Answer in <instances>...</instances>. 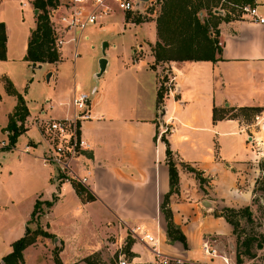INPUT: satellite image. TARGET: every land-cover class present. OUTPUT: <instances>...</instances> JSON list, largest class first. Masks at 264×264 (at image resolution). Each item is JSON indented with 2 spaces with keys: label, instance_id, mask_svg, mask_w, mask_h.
Listing matches in <instances>:
<instances>
[{
  "label": "crops",
  "instance_id": "obj_1",
  "mask_svg": "<svg viewBox=\"0 0 264 264\" xmlns=\"http://www.w3.org/2000/svg\"><path fill=\"white\" fill-rule=\"evenodd\" d=\"M23 6H27V3H23ZM251 6L257 7L259 14L264 17V0H254ZM115 13L117 14L118 11ZM112 17L108 20L110 21ZM122 25L124 30L128 25L134 26V41L124 52L116 51L117 42H108L105 54L99 56V60L106 57V67L100 75L98 85H94V89L91 90L92 118L84 121L81 127V135L90 144V148L82 153L75 164L76 172L87 178L86 185L96 199L84 201L71 181L56 182L53 180V173L47 176V181L50 180L56 185L53 195L45 196L39 193L36 185L34 205L40 195L44 199L58 195V200L46 216L48 219L46 230L55 235L53 238L55 245L60 242L59 255L63 264H88L84 259L95 253L107 257L108 254L104 251L106 248L121 249L123 254V245L130 235L129 231L131 232L136 226L146 227L148 232L157 237L158 249L162 254L174 260L180 258L182 261L208 264L209 262L204 258L199 261L192 260L195 255L204 257V247L202 256L198 252L199 247L204 244V240H201L202 234L208 231L219 232L218 223L227 221L224 217L215 215L216 202L205 198L201 193L207 190V192L232 196L233 193L238 192L239 194H236L238 203L250 200L261 170L260 159L261 157L264 159V152L258 154L252 149L255 139H261L258 138L259 133L264 134V132H254V135L250 136L248 133L250 127H253L252 123L246 122L237 114V111L243 107H256L258 111H264V23L253 21L249 16L221 22L219 25L221 60L168 61L159 64L155 62L151 47V44H155L158 39L156 21L143 24L127 23L122 14ZM92 34L86 31L88 39L80 38L77 44L69 43L63 47L61 55L64 59L62 58L61 61L71 60L74 76L70 78V87L65 90L66 93H63V98L61 97L63 100L52 103L53 107L47 115H54L57 107L60 114L53 117H65L73 113L71 99L81 85L77 80V75L80 77L77 72L80 66L78 63L80 49L83 41L91 40ZM29 39L30 36L21 46L20 52L14 55L8 36L7 59L0 60V80L4 77V73H10L12 61L23 60L27 65H31L32 62L24 59ZM97 41L85 44L87 55L98 54ZM76 52L79 55L75 57ZM61 61L36 63L38 66L50 67L45 74L46 77L51 74L50 79H46L48 83L55 76L60 75L63 63ZM171 64L176 69L177 93L166 92L163 103L159 104L160 79ZM98 70L99 67L95 72ZM86 86L82 85V88ZM0 92L1 107L5 97L9 96L2 91V86ZM16 104L14 101L13 108L5 111L0 134L7 127L9 115L14 111ZM29 111L30 115L24 123L27 130L23 134L31 131L37 118V115H32L30 108ZM41 113L42 111L39 114ZM165 126L167 132L161 134ZM29 139H26V145ZM40 139V137L32 139L34 150L40 145L37 144ZM165 139L176 158L174 161L177 163L180 178L179 192L171 196L170 207L175 223L187 237L188 248H185L181 242L169 241L166 235L167 223L160 210L164 196L170 191ZM31 152L21 151L22 154ZM6 157L4 153L0 158V174L3 173L2 161ZM181 162L202 171L207 183L202 187L196 174L182 167ZM6 168L7 166L4 170L7 172ZM11 173H6L9 178L12 176ZM58 188L61 189L60 192ZM69 193L76 200V207L70 210L68 215L75 220L76 217L73 215L79 213L77 210L83 209L82 213L84 212L85 219L88 220L87 224L91 225L94 212L100 209L107 216L105 229L86 233V237L79 227L73 228L71 236L55 232L50 219L54 209ZM189 195L193 200L185 199ZM147 197L155 203L153 215H147L145 211ZM223 197L225 198L221 202L227 205L226 195ZM206 199L211 202L213 208H206L203 205ZM189 208L198 212V224L204 225L191 237L186 232L190 224H184L181 220L183 210ZM33 209L22 218V229L17 236L18 239L25 234ZM202 209L207 213L203 212L200 216ZM224 229L226 234L230 231L225 225ZM110 233L119 237L117 242L112 241V246L107 247L105 243L109 242ZM55 238L58 241H55ZM133 238L130 249L133 253L131 256L133 263H155L156 254L143 241L134 236ZM41 239L42 236H39L34 245L24 250L25 264H28L26 252L29 249L39 248L38 244H48L50 238L43 237L44 242ZM41 249L46 251L44 248ZM47 253L55 264L51 253ZM5 255H0V261Z\"/></svg>",
  "mask_w": 264,
  "mask_h": 264
},
{
  "label": "rangeland",
  "instance_id": "obj_2",
  "mask_svg": "<svg viewBox=\"0 0 264 264\" xmlns=\"http://www.w3.org/2000/svg\"><path fill=\"white\" fill-rule=\"evenodd\" d=\"M34 0H0V21H3L6 25V33L7 40L9 36V45L12 53L16 55V53L20 52L21 46L23 43L29 38L31 32L37 26V15L34 13L35 6L33 5ZM23 3H27V6H23ZM160 0L155 5L143 4L137 12H123L121 10H116L118 13L112 15L111 20L104 21L103 24L91 26L93 27L91 30L88 29L87 33H93L90 41H83L80 49V59L78 61L79 68L77 72V80L81 84L78 86L79 90L86 91L90 98L92 96V91L94 89V85H98L99 79L101 78L99 74L101 73L100 60L99 56L103 55V47L104 43H116L118 47L116 49L117 52H124L131 47L132 42L134 41V26L128 25L124 30V26L122 25V14L125 16V20L127 23H133L140 19L139 24H143L145 22L156 21L161 10ZM230 6V5H229ZM50 7L48 8V11ZM240 13L238 9L235 14L232 13V16L242 17L247 16ZM208 17V14L201 13V16ZM135 23V22H134ZM90 27V28H91ZM146 28V26H145ZM96 42L97 52L98 54L95 56L87 55L86 45L88 43ZM220 44V40H219ZM112 50V49H111ZM61 60L64 59L63 55L60 54ZM103 58V57H102ZM60 60V61H61ZM24 62V63H22ZM12 61L10 63V73H4V76L10 78L15 87L19 92H21L26 100L28 107L30 108L32 115L37 117L40 116V111L48 108L50 103H56L63 100V93H66L65 90L70 87V78L74 76V67L71 60L61 61V73L60 75L55 76L51 82L46 81V71L50 68L47 65L39 67L37 65L36 68L33 67V63L31 65H27L25 61ZM99 67V70L95 72ZM9 70V68H8ZM103 79H101L102 82ZM78 83V84H79ZM82 85H87L85 88H82ZM0 86H2V91H6V84L4 78L0 80ZM74 87V86H73ZM160 88V87H159ZM62 94V95H59ZM59 95V96H58ZM9 97H5L3 103L0 107V125L4 123V114L5 111L13 108L14 101L17 103V98L13 95H9ZM62 97V98H61ZM51 103V104H52ZM48 104V105H47ZM52 109V108H51ZM49 109V111L51 110ZM62 108H59L61 110ZM48 110V109H47ZM54 115H59L58 107L55 109ZM261 113L260 111H252V110H238L237 114L248 123H253L255 121V115ZM47 116L45 119L41 121L42 126L38 127L36 125L37 119L34 121L32 125V118L29 120L32 125L31 131L27 134H23L18 139V142L14 147L9 148L11 146V141L9 139V130L5 127L0 134V158L5 153L7 156L3 162V173L0 174V255L8 254L12 251V243L17 240V236L21 232L22 229V218L25 217L27 212L30 213V210L33 209L34 206V195L36 190L34 189L36 185H38L39 193L44 194L45 196L53 195L54 189H56L55 183L52 181H47V176L53 174L55 172V168L50 165H44L43 161L39 158L40 152L42 157L43 153L47 151V144L49 141V136L45 132V120L49 118ZM40 124V123H39ZM27 128L26 125H24ZM254 132H264V129H258L257 126L253 128ZM167 132V131H166ZM250 136H253L254 133L249 131ZM39 139L40 145L38 148L33 149V147L28 150L27 147H24L27 143L26 139ZM261 137L262 140L260 143H253L252 149L261 154L264 152V134L259 133L258 138ZM29 139L28 144L30 146L34 145V140ZM3 142H5L3 144ZM27 144V145H28ZM26 145V146H27ZM24 147V148H23ZM34 150V151H33ZM9 151V152H8ZM21 151L31 152V153H21ZM173 160L174 156L172 157ZM264 159L261 157L260 162L262 163ZM260 163V164H261ZM7 166L6 170L4 168ZM12 171V173L10 172ZM6 173H11L12 176L9 178ZM264 172L260 170L259 176H262ZM258 176V177H259ZM54 181L60 182V180ZM205 182L204 184H206ZM204 184H201L202 187ZM89 191L90 188L86 184H82ZM61 189L58 188V192ZM238 192L229 196L225 193H212L211 191L205 190L201 193L205 198L213 200L216 202L217 207L215 208V213L220 212L225 207L230 208H244L246 206H250L251 208V218L248 217H236L240 220V228L238 229V234L242 236V238L246 235L255 236L257 240L254 242V251L256 253L254 258L244 257V261L242 263L237 262V235L233 232V227L231 224H228L225 221L222 223H218L220 230L217 231H208L207 233L202 234V241L204 240V244L202 247H199L198 252L203 254L202 248L204 245L208 246L209 252L206 251L204 247V257H200L199 255H195L192 260L199 261L201 259H206L208 264H264V189H259L256 193H251L250 200L247 199L245 202L238 203ZM237 194V195H236ZM226 195L227 202L224 205L221 201L224 200ZM196 197V194H195ZM39 205L36 208V211L33 216H31L28 221L27 227L31 230H40L41 232H48L46 228L47 218L46 216L51 212V207L48 206V202L52 201L51 199H44L42 195L38 197ZM185 199L191 201L193 200L192 196H187ZM206 199V200H208ZM14 200V201H13ZM171 200V199H170ZM76 200H74L73 196L69 193L66 194V198L63 202L59 203L57 207L54 209V213L50 219L52 223V228L55 232L62 235H72L73 228L79 227L83 230V236L92 231L95 232L98 230L101 231L105 229V216L106 213L102 212V210L95 211L93 214L91 225L87 224L88 220L85 219L83 209L77 210L79 213L73 215L76 219H72V216L68 215L70 210L76 207ZM218 201V202H217ZM147 209L145 210L147 215L155 214V203L151 202V198H146ZM181 215V220L184 224H190V228L186 229V232L189 237L192 236L196 230H201L204 225L201 223L198 224V212L195 209L189 208L188 210H183ZM203 209L201 210L200 216H202ZM213 211H211L212 213ZM173 213V212H172ZM207 213V212H205ZM199 216V217H200ZM165 220V219H164ZM118 222V220H116ZM21 224V225H20ZM198 224V225H197ZM224 225L227 228H230V231H226L224 229ZM82 227V228H81ZM25 228V227H24ZM214 229L215 227H211ZM218 228V227H217ZM210 229V230H212ZM87 233V234H86ZM127 237L126 240L128 242L133 241L132 232ZM111 234V233H110ZM132 235V236H131ZM42 236V242L45 241ZM96 236V234L94 235ZM108 237L109 242H106L105 246L110 247L111 242H117L118 235L111 234ZM48 238V237H47ZM50 238V237H49ZM111 238V239H110ZM136 238V237H135ZM84 239V238H82ZM262 240L263 248L258 249L257 243ZM47 243L38 244L43 249L35 248L29 249L26 252L27 262L28 264H53V260L49 258V254L53 256L56 249L60 250V242H57L56 245L54 243L53 237L48 240ZM126 244L123 245V251L126 250ZM116 248V246H114ZM107 252V257L100 256L99 253H95L86 257L84 260L87 261L88 264H120V260H127L128 264H133V260L131 256L127 253H121V249L104 250ZM60 252V251H59ZM68 256H66L67 258ZM158 258L155 263H158ZM0 261V264L2 263ZM171 264H176V260L172 259ZM184 262V261H182Z\"/></svg>",
  "mask_w": 264,
  "mask_h": 264
},
{
  "label": "trees",
  "instance_id": "obj_3",
  "mask_svg": "<svg viewBox=\"0 0 264 264\" xmlns=\"http://www.w3.org/2000/svg\"><path fill=\"white\" fill-rule=\"evenodd\" d=\"M59 0H34L35 9H39L37 15V26L31 32L28 42L27 54L25 60L32 63H54L61 60L60 53L53 46V33L48 18V8L53 7ZM159 2V0H158ZM161 10L156 20L158 39L155 44H151L152 52L155 56L156 64L168 61H200L210 60L218 61L222 57V46L219 44V25L223 21H230L239 17L232 16V13L239 9L242 14V7L245 5H253L254 0H160ZM230 5V6H229ZM216 10H223L224 13H216ZM201 13L208 14V17ZM240 14V15H241ZM139 24L138 19L134 21ZM7 59V33L6 25L0 21V60ZM6 84V91L9 95L17 98V104L14 111L9 115V123L7 129L12 148L18 142V138L23 134L25 121L30 115V111L26 100L21 92L17 90L12 80L6 76L3 77ZM165 97V89L160 88L158 91V102L162 104ZM2 94L0 92V100ZM241 110L258 111L256 107H243ZM167 143V163L170 175V191L164 196L160 210L163 213L166 223V235L170 242H181L185 248H188L187 237L173 219L172 209L170 207V198L174 193L179 192V171L177 163L173 160V153ZM181 166L194 172L201 184L207 182V178L203 176V172L193 166L181 162ZM262 172H264V161L260 164ZM77 193L84 201H93L96 196L77 181H72ZM264 189V174L259 176L253 192ZM58 200V195L53 196L48 206L52 207ZM39 205V199L36 200L31 216L34 215ZM251 208H230L225 207L220 212L215 213L218 217H224L225 220L232 225L233 232L237 235V262L242 263L244 257L254 258V242L257 240L255 236L246 235L242 238L238 234L240 228V220L236 217L251 218ZM40 235L47 237H55L49 232H41L40 230H31L27 227L25 234L12 243V251L3 257L4 264H25L24 250L34 245ZM133 241H126V250L129 256H133L130 251ZM262 240L257 243V248H263ZM60 250L56 249L54 254L55 264H63L60 258ZM133 264H161L153 262L133 263ZM171 264V262L169 263ZM176 264H204L195 261H184Z\"/></svg>",
  "mask_w": 264,
  "mask_h": 264
},
{
  "label": "built area",
  "instance_id": "obj_4",
  "mask_svg": "<svg viewBox=\"0 0 264 264\" xmlns=\"http://www.w3.org/2000/svg\"><path fill=\"white\" fill-rule=\"evenodd\" d=\"M157 2L158 0H59L48 11L54 38L53 46L61 54L65 45L77 44L80 38L88 39L87 29L95 25L101 26L116 10L137 12L143 4L156 5ZM242 14L249 16L253 21L264 23V17L259 14L255 6H243ZM78 55L76 52L75 57ZM176 78V69L171 64L160 79V88H164L165 93L176 94L178 88ZM51 103L48 110H41L42 113L37 117L38 119L36 118L38 127L42 126L41 121L49 116L47 113L53 107ZM71 106L73 113L70 116L60 118L49 116L45 120V132L49 136V141L47 151L41 158L44 164L55 168L54 179L60 180V182L77 181L86 184L87 178L76 172L75 164L82 153L90 148V144L81 135L82 123L92 118L90 95L86 91H76L71 99ZM254 120L251 125L253 127H250L251 133H254L255 126L258 129H264V111L256 114ZM165 127L161 134L167 131V126ZM259 141L262 140L255 139L257 144L260 143ZM26 147L28 150L32 148L29 144ZM131 232L134 237L143 241L156 254V261L157 258L159 259L158 263H170L172 258L159 251L157 237L148 232L146 227L136 226L131 229ZM204 247L209 252L208 246L204 245ZM176 262L181 263L182 260L177 258ZM120 264H128V262L122 259Z\"/></svg>",
  "mask_w": 264,
  "mask_h": 264
},
{
  "label": "water",
  "instance_id": "obj_5",
  "mask_svg": "<svg viewBox=\"0 0 264 264\" xmlns=\"http://www.w3.org/2000/svg\"><path fill=\"white\" fill-rule=\"evenodd\" d=\"M142 1H148V0H142ZM38 12H39V9H36V10H35V13L38 14ZM216 13H221V14H222V13H224V12H223V10H216ZM105 47H106V43L104 44V47H103V52H104V54H105ZM106 63H107V59H106V57L104 56V57L101 58V60H100L101 73L105 70ZM33 67L36 68V67H37V64L34 63V64H33ZM39 67H41V65H39ZM101 73L99 74V76L101 75ZM50 76H51V74L49 73V74L47 75V77H46L47 80L50 79ZM163 112H164V110H163ZM203 205H204L206 208H213L211 202L208 201V200H205V201L203 202ZM55 241H58L57 238H55ZM2 263L4 264L3 261H2Z\"/></svg>",
  "mask_w": 264,
  "mask_h": 264
}]
</instances>
